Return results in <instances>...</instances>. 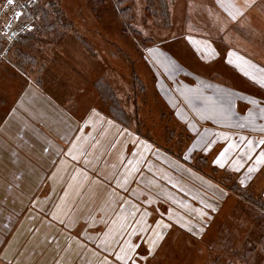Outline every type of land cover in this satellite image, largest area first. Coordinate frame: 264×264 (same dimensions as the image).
Listing matches in <instances>:
<instances>
[{"label": "rangeland", "instance_id": "1", "mask_svg": "<svg viewBox=\"0 0 264 264\" xmlns=\"http://www.w3.org/2000/svg\"><path fill=\"white\" fill-rule=\"evenodd\" d=\"M164 1L166 9L160 3ZM172 1L51 0L52 5L48 0L12 4L0 0V28L10 14H22L20 20L23 14H38L25 20L32 31L12 46L0 34V57L7 50L3 58H15L25 73L33 71L36 77L39 73L58 95L74 101L78 113L99 108L117 119L121 130L129 127L136 140L134 148H126L128 158L136 156L134 165L126 162V156L117 163L107 162V168L118 167L112 176L119 178V185L112 195V210L97 211L98 225L83 224L65 232L60 252L53 255L45 252L46 246H37L39 259L10 260L13 249L8 247L0 264H264V200L258 194L259 184L222 169L224 158L239 165L240 149L226 147L217 160L214 153L208 156L211 146L202 140L212 143L223 133L212 138L213 131H202L196 144L175 116L169 84L162 78L159 84L154 80L160 76L157 65L166 68L169 58L189 73L183 76L189 83L194 71L229 80L237 76L221 60L214 67L200 66V60H193V49L181 52L171 44L159 51L160 43L179 34L187 16L193 18V14H169ZM43 14H48L46 19ZM194 15L196 20L209 19L204 13ZM159 87L168 100L159 98ZM236 137L231 133V143L238 142ZM103 151L98 147V153L106 156Z\"/></svg>", "mask_w": 264, "mask_h": 264}, {"label": "crops", "instance_id": "2", "mask_svg": "<svg viewBox=\"0 0 264 264\" xmlns=\"http://www.w3.org/2000/svg\"><path fill=\"white\" fill-rule=\"evenodd\" d=\"M160 3L166 9L167 2ZM168 13L193 18L187 16L179 34L159 44L160 52L171 44L181 52L193 49L200 66L214 67L221 60L237 76L229 80L194 71L189 83L183 80L189 73L169 58V70L158 64L161 77L154 80L169 84L175 116L196 144L202 131H213L212 138L223 133L212 143L202 140L211 146L208 156L214 153L217 160L226 147L240 149L239 165L224 158L222 169L257 182L264 200V0H174ZM200 13L209 19L196 20L194 14ZM14 59L0 57V258H7L9 247L10 260L25 261L39 257L37 246H46L49 256L60 252L65 232L96 226L98 212L112 210L118 167L107 168V162L126 156L134 165L136 156L128 158L126 148H134L136 140L129 127L124 132L117 119L99 108L78 113L74 101L58 95L39 73L23 72ZM173 66L178 70L172 71ZM157 95L166 97L160 87ZM231 133L238 142L231 143ZM98 147L108 154L98 153Z\"/></svg>", "mask_w": 264, "mask_h": 264}, {"label": "built area", "instance_id": "3", "mask_svg": "<svg viewBox=\"0 0 264 264\" xmlns=\"http://www.w3.org/2000/svg\"><path fill=\"white\" fill-rule=\"evenodd\" d=\"M20 15L22 14H10L0 28V34L7 41V46H12L21 35L32 31V25L28 21L20 20ZM6 53L7 50H4L1 56L5 57Z\"/></svg>", "mask_w": 264, "mask_h": 264}, {"label": "trees", "instance_id": "4", "mask_svg": "<svg viewBox=\"0 0 264 264\" xmlns=\"http://www.w3.org/2000/svg\"><path fill=\"white\" fill-rule=\"evenodd\" d=\"M103 1H106V0H95V3L98 4V2L101 3V2H103ZM122 1H123V0H119V3H121ZM18 2H19V1H18ZM48 2H51V0H48ZM51 3H52V2H51ZM52 5H55V4L52 3ZM33 10H34V9H32V8L30 9L31 12H34ZM127 10L130 11L129 8H127ZM56 11H57V10H56ZM58 11H59V10H58ZM122 11L125 12V11L123 10V8H122ZM37 15H38V14H23V17H24V16H25V17L22 18V20H33V19H36ZM43 15H44V17H43L44 19H46L47 16H48V14H43ZM58 15H59V17L63 16V19H65V20L67 21L66 16H65L64 14L60 13V11H59V14H58ZM95 15L98 16L99 14H95ZM68 23H69V22H68ZM68 27H72V23H69V26H68ZM136 79H137V77L135 78V81L138 82V79H137V80H136ZM115 106H116V105H115ZM115 106H114V108H113L114 111H116V112L118 111V112L120 113V111H119L120 109L118 110V108L115 107ZM235 189H236V190H239L237 186H235ZM256 202H257V201H256ZM262 238L264 239V236H263ZM263 239H262V240H263Z\"/></svg>", "mask_w": 264, "mask_h": 264}, {"label": "snow or ice", "instance_id": "5", "mask_svg": "<svg viewBox=\"0 0 264 264\" xmlns=\"http://www.w3.org/2000/svg\"><path fill=\"white\" fill-rule=\"evenodd\" d=\"M8 3H9V4H12V3H13V0H8Z\"/></svg>", "mask_w": 264, "mask_h": 264}]
</instances>
